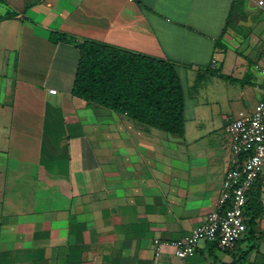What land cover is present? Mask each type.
I'll return each mask as SVG.
<instances>
[{
    "label": "crops",
    "instance_id": "0c3cea01",
    "mask_svg": "<svg viewBox=\"0 0 264 264\" xmlns=\"http://www.w3.org/2000/svg\"><path fill=\"white\" fill-rule=\"evenodd\" d=\"M51 32L165 59L183 92L202 78L183 134L72 96L79 53ZM262 67L264 0H0V264H264L263 191L251 239L171 244L216 208Z\"/></svg>",
    "mask_w": 264,
    "mask_h": 264
},
{
    "label": "trees",
    "instance_id": "16d2710c",
    "mask_svg": "<svg viewBox=\"0 0 264 264\" xmlns=\"http://www.w3.org/2000/svg\"><path fill=\"white\" fill-rule=\"evenodd\" d=\"M11 15L7 13L5 17ZM50 40L65 41L78 50L72 96L83 99L88 104L125 114L160 131L178 136L183 134L184 92L173 63L105 43L77 41L56 32L50 33ZM220 76L234 80L229 76ZM260 193L258 184L246 193L243 214L245 238L248 240L254 235L255 220L262 213ZM236 261L235 264L240 262Z\"/></svg>",
    "mask_w": 264,
    "mask_h": 264
},
{
    "label": "built area",
    "instance_id": "2783aa9c",
    "mask_svg": "<svg viewBox=\"0 0 264 264\" xmlns=\"http://www.w3.org/2000/svg\"><path fill=\"white\" fill-rule=\"evenodd\" d=\"M215 60H212V65ZM264 80V67L259 69ZM55 93L54 89L48 90ZM231 138L230 159L221 181L216 208L190 234L171 242L179 258L192 256L201 241H216L223 250L233 249L245 232L246 193L259 185L264 192V100L255 109L225 126ZM163 242H154L155 248Z\"/></svg>",
    "mask_w": 264,
    "mask_h": 264
},
{
    "label": "rangeland",
    "instance_id": "374dc122",
    "mask_svg": "<svg viewBox=\"0 0 264 264\" xmlns=\"http://www.w3.org/2000/svg\"><path fill=\"white\" fill-rule=\"evenodd\" d=\"M247 30L245 29V28H242L241 29V33H243V32H246ZM242 38V37H241ZM245 38V37H244ZM246 45V43L244 42L243 43V45L242 46H245ZM189 78V79H188ZM187 78V80H188V83H187V81H186V79H184V84H185V88H184V92H185V95H186V98L188 97V96H190V98H192L193 96H194V93L197 91V89L198 88H200V84H201V82H202V78H197V79H194L193 80V78H191L190 76ZM225 80V79H224ZM226 80H229V79H226ZM230 81H233V80H230ZM233 82H235V81H233ZM188 101L190 102V99L188 100V98H187V101H186V104L187 105H189V103H188ZM223 108H225V107H223ZM223 108H220V109H222V110H224ZM227 108V107H226ZM231 115V114H230ZM232 118L233 117H236V115L235 114H233V116H231ZM244 236H245V234H244V232L241 234V238L240 239H243L244 238Z\"/></svg>",
    "mask_w": 264,
    "mask_h": 264
}]
</instances>
